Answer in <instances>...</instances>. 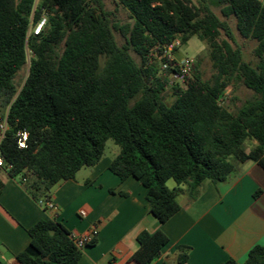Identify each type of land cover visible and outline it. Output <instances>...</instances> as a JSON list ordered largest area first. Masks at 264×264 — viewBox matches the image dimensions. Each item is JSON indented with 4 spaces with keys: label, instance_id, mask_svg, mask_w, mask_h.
<instances>
[{
    "label": "trees",
    "instance_id": "1",
    "mask_svg": "<svg viewBox=\"0 0 264 264\" xmlns=\"http://www.w3.org/2000/svg\"><path fill=\"white\" fill-rule=\"evenodd\" d=\"M107 1L126 10L130 22H113ZM198 1L0 0V108L9 124L0 171L43 208L57 185L96 167L112 141L119 152L109 170L147 189L150 214L163 226L181 210L182 187L194 196L205 181L227 182L247 161L264 169V3L216 0L222 20L208 0ZM43 17L47 26L36 36L31 30ZM231 18L240 36L256 43L255 65L237 45ZM193 38L206 43L214 74L204 81L194 64L182 84H173L178 64L164 59L161 49ZM28 61L19 90L16 77ZM238 83L254 98L231 112L222 102ZM168 89L171 105L164 101ZM23 132L25 149L18 146ZM3 187L0 181V194ZM28 233L19 264H78L83 257L57 220L41 221ZM138 244L127 264H152L169 239L145 231ZM188 253L180 247L177 264H187ZM242 264H264V246L254 247Z\"/></svg>",
    "mask_w": 264,
    "mask_h": 264
},
{
    "label": "crops",
    "instance_id": "2",
    "mask_svg": "<svg viewBox=\"0 0 264 264\" xmlns=\"http://www.w3.org/2000/svg\"><path fill=\"white\" fill-rule=\"evenodd\" d=\"M176 59L184 57L177 52ZM112 160L105 156L96 167L83 169L81 179L83 170L52 192L51 200L59 207L56 220L72 236L98 230L95 245L83 250L78 264H127L145 231H161L169 239L152 264H177L180 247L189 249L187 264H242L254 247L264 246V169L257 163L240 164L225 183L205 181L194 196L182 187L181 210L161 226L150 214L147 189L133 177L121 181L112 174ZM0 181V264H19L17 256L31 241L29 230L55 216L5 171H0Z\"/></svg>",
    "mask_w": 264,
    "mask_h": 264
},
{
    "label": "rangeland",
    "instance_id": "3",
    "mask_svg": "<svg viewBox=\"0 0 264 264\" xmlns=\"http://www.w3.org/2000/svg\"><path fill=\"white\" fill-rule=\"evenodd\" d=\"M212 10L222 19L226 20L221 13L222 7L218 4L216 0H208ZM193 2L199 6L198 0H193ZM106 11L110 14V18L113 22L126 24L130 22L129 14L121 6L113 3L112 1H107L105 4ZM228 23L235 35L237 45L242 49L245 60L251 62L253 65L257 63V59L254 57V49L256 48V43L253 41H248L243 39L236 29V20L231 18L228 20ZM115 39L119 46L125 44L124 38L119 34L115 33ZM180 54L184 59H194L195 64H198L199 71L202 75L204 81L210 80L214 74V69L212 62L209 58L208 47L206 43L193 38L187 45L181 47L179 50ZM30 56V55H29ZM133 58L139 62L138 57L132 53ZM30 63L27 62L26 66L16 77V84L20 90L28 75H29ZM170 80L173 84H182L181 80H177L173 77H170ZM254 98V93L247 88H245L241 83H238L234 90L228 91L225 94V99L222 102V105L230 110L231 112L238 111L247 101H250ZM164 101L166 104L171 105L174 101L172 89H168L164 94ZM2 114V109L0 108V116ZM251 144L247 145V150L249 151ZM119 152V147L114 144V142L109 141L106 147V157L114 158V156ZM86 170H83L78 178L81 179L85 175ZM177 187L174 181L168 183V188L173 190Z\"/></svg>",
    "mask_w": 264,
    "mask_h": 264
},
{
    "label": "built area",
    "instance_id": "4",
    "mask_svg": "<svg viewBox=\"0 0 264 264\" xmlns=\"http://www.w3.org/2000/svg\"><path fill=\"white\" fill-rule=\"evenodd\" d=\"M47 26V17H43L42 20L39 22V24L32 28L31 31L34 32V35L38 36L41 34L42 30ZM181 42L179 40L174 41L172 44L168 46H164L162 50V57L166 59L168 62H176L179 67V72L177 74H171L170 77H173L177 80H183L186 75H189L192 72V69L195 64L194 59H183L181 61H178L176 59V54L181 49ZM168 64L164 65V68H168ZM7 114L2 117L0 116V170H3L5 167V161L2 154V145L6 136V133L9 130V124L7 122ZM28 134L23 132L18 134V146L21 149L26 148V142H27ZM43 208L46 209V211L52 213L55 216V220L57 218V214L59 213V207L52 201H48L45 204H43ZM81 217L84 216V213L80 214ZM98 236V230L97 228H93L90 230L87 234L76 237L73 236V240L75 242V245L80 250H85L88 246L92 245L96 238Z\"/></svg>",
    "mask_w": 264,
    "mask_h": 264
}]
</instances>
